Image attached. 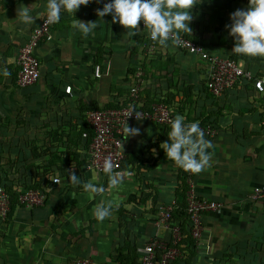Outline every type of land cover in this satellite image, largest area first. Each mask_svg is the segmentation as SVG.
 I'll use <instances>...</instances> for the list:
<instances>
[{
	"label": "crops",
	"instance_id": "1",
	"mask_svg": "<svg viewBox=\"0 0 264 264\" xmlns=\"http://www.w3.org/2000/svg\"><path fill=\"white\" fill-rule=\"evenodd\" d=\"M106 2L90 0L73 17L62 9L59 21L51 26V40L35 50L40 61L37 81L20 88L16 85L18 51L46 15L47 0H0V73L8 72L0 74V163L28 167L25 182L13 187L30 188L38 182L40 168L29 167L44 166L46 158L33 159L30 145L42 144L46 131L71 130L90 108L120 105L140 75L143 102L165 103L174 116H183L184 123L198 122L200 128L205 121L214 124L215 134L204 136L212 144L207 149L209 166L192 177L197 197L220 203L221 208L201 216V247L188 262L177 264H242L243 256L250 258V264H258L251 259L264 257V196L251 200L250 194L253 187L264 185V96L242 85L210 102L204 92L209 74L204 60L168 44H158L154 55L146 56L142 49L146 29L141 22L136 34L128 37L127 29L112 23L111 14L96 15ZM195 3L189 9L190 33L178 34L253 74L264 73V57L232 52L234 41L226 28L230 14L246 8L248 0ZM23 8L30 10L33 23L21 22ZM73 19L95 21L97 27L84 36L73 27ZM95 66L100 68L99 78L93 75ZM128 127L139 133L123 138L125 161L117 172L120 184L102 195L84 191L82 184H42L46 197L41 206L28 209L12 203L9 217L0 221V264H76L81 260L118 264L125 233L138 260L143 245L168 238V231L154 226L155 212L158 206L182 198L187 172L159 147L168 139L170 128L145 121ZM81 181L108 186L107 176L94 173ZM130 197L135 200L130 202ZM101 199L111 203L112 211L98 221L93 210ZM119 209L124 212L122 218L128 216L126 221H119Z\"/></svg>",
	"mask_w": 264,
	"mask_h": 264
},
{
	"label": "built area",
	"instance_id": "2",
	"mask_svg": "<svg viewBox=\"0 0 264 264\" xmlns=\"http://www.w3.org/2000/svg\"><path fill=\"white\" fill-rule=\"evenodd\" d=\"M52 25L53 23L47 22L45 15L39 24L32 29L28 40L19 48L16 59L18 68L16 85L18 87H28L37 81L40 61L35 55V50L42 42L51 40ZM141 26L144 28L142 22ZM144 29H146V34L142 41V49L146 56H153L159 43L151 40L148 29L146 27ZM166 44L189 55H195L207 63L209 74L204 83V89L213 101L222 99L228 91L236 87L240 88L244 84H250L253 91L264 96V73L253 74L236 61L218 54L208 53L199 44L178 33L170 34ZM93 75L96 78L100 77L99 66L93 68ZM141 85L142 79L140 75H137L123 103L116 107L90 108L84 112V121L92 131L93 136L87 150L83 152L86 156L83 176L91 173L102 177L107 176L103 171L105 160L111 163L113 173L121 170L125 161V153L122 149L125 124L128 127L134 121H145L164 129L170 128L169 121L175 117L173 111L165 103L159 101L150 103L149 108H146L141 98ZM130 110H134L135 113L128 116ZM201 129L205 137H212L215 134V131L209 126ZM262 130L264 131V121L262 122ZM186 172L184 202L186 214L191 224L190 236L194 248L197 250L201 247L203 233L201 216L218 211L221 204L198 198L192 172ZM49 180V186H51L61 184L66 179L56 172ZM13 189L17 193L18 204L28 209L41 206L46 197V194L38 189L21 188L20 186L13 187ZM263 196L264 185L252 188L251 200H257ZM10 202V194L0 186V221L6 220ZM176 207L177 202L175 200L157 207L154 226L156 229H164L170 232L171 243L168 244L162 239L149 241L142 247L138 264H169L181 256L177 245L181 240L182 232L171 217ZM76 264L99 263L81 260L77 261Z\"/></svg>",
	"mask_w": 264,
	"mask_h": 264
},
{
	"label": "clouds",
	"instance_id": "3",
	"mask_svg": "<svg viewBox=\"0 0 264 264\" xmlns=\"http://www.w3.org/2000/svg\"><path fill=\"white\" fill-rule=\"evenodd\" d=\"M90 0H47L46 20L48 23H57L60 13L64 11L73 13L81 5H86ZM100 0H97L99 3ZM196 4L195 0H108L103 7L98 9L96 15L104 17L111 14L112 23H118L127 29V36L136 34L138 22H142L149 32L150 39L157 41L161 46H166L170 34L178 32L190 33L189 22L192 15L189 9ZM30 10L23 8L20 12V20L25 24L33 23ZM74 20L73 27L84 36L93 32L97 27L95 21L82 22ZM230 23L226 25L228 34L233 38L232 52L239 55L264 57V0H248L244 9H237L230 14ZM3 76L8 72L3 70ZM135 113L130 110L129 114ZM170 130L168 139L161 142L159 147L164 156L174 164L192 173H199L209 166L211 154L207 149L212 147L210 141L204 138L198 122L184 123L181 115H176L169 121ZM126 136H134L139 133L137 128L123 129ZM103 171L108 177V186L97 185L91 181L82 182L75 174H69L67 183L74 186L81 185L84 191L95 195H102L121 182L119 173L112 172L111 163L105 160ZM112 205L101 199L94 207L93 216L98 221L110 217Z\"/></svg>",
	"mask_w": 264,
	"mask_h": 264
},
{
	"label": "trees",
	"instance_id": "4",
	"mask_svg": "<svg viewBox=\"0 0 264 264\" xmlns=\"http://www.w3.org/2000/svg\"><path fill=\"white\" fill-rule=\"evenodd\" d=\"M258 74V73H257ZM244 88L246 90H252V86L250 84H244ZM204 92L207 95V98H209L210 102H214L213 99L210 98L209 94L204 89ZM150 101H147L145 103L146 108H149ZM84 114V113H83ZM82 114V117L79 121V123L68 131H46V138L43 139L42 144L38 145H30L29 150L31 153V156L33 159L38 158L40 156H44L46 158V162L42 165L44 166H31L29 167L34 168H40V173L38 175V182L39 184H36L38 182H34L33 184L29 185L30 188H38L42 192L43 187L42 184L45 185V187L49 186L50 180L49 178L55 174V171L58 172L61 176H63L66 180L69 174H75L77 175L80 180L83 176V167L85 165V159L86 156L83 154L84 151L87 150L91 138L93 136L92 131L87 126V124L84 121V116ZM214 128V124L212 122H203L202 127ZM68 137V140L64 139L63 137ZM70 142V144L68 143ZM63 148L65 153L63 151H60V149ZM68 150V151H67ZM80 150V152H78ZM56 162H55V159ZM11 167H6L5 163H0V186L5 188L6 191L11 196V204H17V193L14 191L13 186L21 184L22 181L25 182L27 179V176L25 177L26 171H28L27 166H20L16 168L12 164ZM13 166V167H12ZM31 176V175H30ZM36 178V176H33ZM185 177L186 174L183 175V195L182 198L177 201V207L172 213V221L178 226L179 230L182 232V237L180 242L177 245L178 251L181 253V256L179 258H176L174 261H172L169 264H177L180 262H188L187 260L191 258V256L194 255L196 252L193 241L190 236V230H191V224L189 222V217L186 214V207L184 202V195L186 191V185H185ZM29 178V177H28ZM65 180V181H66ZM28 188V187H27ZM135 198L130 197L129 201H134ZM9 212L7 214V217H9ZM119 218L121 221V218L124 214L122 209H119L118 211ZM126 218L128 216H124L126 221ZM168 244L171 243V234L168 232V238L165 240ZM264 245V244H263ZM254 248V246H252ZM124 251H119L117 261L118 264H138V259L135 258L134 250L131 248L129 241L127 240L126 233H125V240H124ZM252 252V251H251ZM256 255H258V249L254 251ZM260 253V252H259ZM262 257V256H260ZM263 259L256 256L255 258H252V261H257L258 264L263 263L264 264V257ZM137 259V261H136ZM228 263V260H225ZM242 264H250V258L247 260L244 259L243 256V263Z\"/></svg>",
	"mask_w": 264,
	"mask_h": 264
},
{
	"label": "rangeland",
	"instance_id": "5",
	"mask_svg": "<svg viewBox=\"0 0 264 264\" xmlns=\"http://www.w3.org/2000/svg\"><path fill=\"white\" fill-rule=\"evenodd\" d=\"M55 159V158H54ZM55 162H56V159H55Z\"/></svg>",
	"mask_w": 264,
	"mask_h": 264
}]
</instances>
